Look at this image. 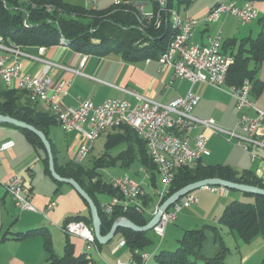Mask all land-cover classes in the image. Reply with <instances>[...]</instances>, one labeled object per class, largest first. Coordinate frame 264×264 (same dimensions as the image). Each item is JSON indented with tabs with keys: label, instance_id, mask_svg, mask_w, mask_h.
Returning a JSON list of instances; mask_svg holds the SVG:
<instances>
[{
	"label": "crops",
	"instance_id": "crops-1",
	"mask_svg": "<svg viewBox=\"0 0 264 264\" xmlns=\"http://www.w3.org/2000/svg\"><path fill=\"white\" fill-rule=\"evenodd\" d=\"M126 1L133 2L138 9L141 8L145 13L154 10V0ZM227 1L230 0H204L202 2L194 0L185 5L182 11L179 7L180 4L176 8L177 10L174 9L181 17L197 19L191 38L193 43L208 44L210 39L219 33L222 52L231 56L230 53L237 51L244 38H255L258 33L264 32V0H235L239 5L252 3L256 8V17L248 23H242L230 14H223L215 22L203 21V17L213 6ZM106 7L99 5V8ZM227 40H233V44L226 46ZM41 47L44 48L42 53L36 46L21 47L22 51L28 54V56H20L21 70L27 74L35 75L44 67V61L51 62L52 65L48 68L51 82L60 80L69 82L65 93L59 97L61 104L65 107H76L79 100L90 99L97 104L110 98L124 99L134 106L137 99L133 94L125 92L126 90L139 93L163 104L191 91L198 97V103L192 109L194 116L213 118L224 129L235 127L237 110L234 98L230 94L224 89L213 87L205 82L192 83L185 78L174 77L173 68L169 65L160 66L155 58L141 59L135 62L127 61L118 53L102 56L86 54L75 51L62 43ZM262 63L259 65L254 79L251 80L253 88L250 98L256 108L264 110V66ZM249 64L252 68L253 62L251 61ZM0 83H2L1 80ZM13 88L17 89L15 86ZM36 102L38 107L50 111L49 104L44 97L39 98ZM245 114L254 117L256 113L253 109H245ZM111 131L112 129H107L102 133L107 134ZM195 131L196 129H192L188 134L193 135ZM261 131L263 132L261 137L264 140V129ZM205 132L208 136L206 146L209 154L199 159L202 164H224L239 171L250 170L264 181V147L253 144L248 151L234 141H227L220 134L210 130H205ZM236 132L244 136L241 130L237 129ZM23 135L20 128L0 123V142L13 141L10 148L0 150V264H48V254L44 248L43 237L41 235L19 237L20 233L43 227L50 234L52 248L54 247L53 239L58 241L63 237L64 245L65 232L61 227L66 219L75 215L87 216L88 209L74 187L54 180L45 172L40 153ZM48 135L55 145L58 162L74 161L77 146L81 140L77 132L73 129L63 130L57 122L51 125ZM250 152L255 154L253 159L250 158ZM15 174L25 177L31 191V203L36 208L35 212L16 207L11 195L5 190L3 182ZM199 189L197 192L193 191V195L198 200L197 203L188 208H181L176 214L175 220L179 221L181 225L177 226L172 222L165 225L164 233L174 236L177 245L183 232L191 229L185 227L187 217L200 220L203 222L202 225L216 224L227 203L232 200L242 201L243 197H251L237 190H233L232 193L228 189L222 192L210 191L204 187ZM249 199L252 201L253 197ZM100 200L101 202L107 201ZM49 203H53L51 208H47ZM68 236L74 246L75 254L83 252L81 238ZM153 236L157 237L155 233ZM104 248L111 252L115 259L131 257L129 249L126 245L119 243L117 236L98 248V255L101 259H103L101 249ZM235 248L234 253L230 251L226 256L225 264H264V238L261 236H255L248 243L236 240ZM53 250L57 254L54 248ZM91 256L93 262L97 264L92 251Z\"/></svg>",
	"mask_w": 264,
	"mask_h": 264
},
{
	"label": "trees",
	"instance_id": "trees-1",
	"mask_svg": "<svg viewBox=\"0 0 264 264\" xmlns=\"http://www.w3.org/2000/svg\"><path fill=\"white\" fill-rule=\"evenodd\" d=\"M192 1L166 0L165 9L160 10L158 0H154L153 12L159 11L161 16V23L157 26L153 20L145 19L136 5L128 1L119 5L111 4L107 8L92 9L72 0H0V35L6 44L21 47H49L60 44L61 39H64L65 45L86 54L102 56L118 53L123 59L134 62L148 58L157 59L174 33L169 19V9H174L175 4L177 6L181 3L188 5ZM232 44L233 40L225 42L226 46ZM230 54L233 61L228 68L226 84L238 86L245 79L253 80L259 65L264 62V32L258 33L255 38H244L237 51ZM251 61L253 62L252 68L249 64ZM0 114L29 123L44 132L51 144L56 172L63 177L73 178L96 204L101 222L99 225L101 234L107 233L113 221L120 216L127 217L137 225H144L151 218V214L138 212L133 207L124 210L120 205H116L109 213L101 207L100 195H107L109 198L112 196L122 198L123 196L117 188L112 187L111 184L103 181L100 175L94 173L98 167L121 166L126 168L137 159L139 164L146 169L145 171L150 172L151 185H156V166L147 154L144 140L129 126L119 125L111 128L112 131L106 134L103 145L105 146L104 153L93 159L92 166L88 167L73 160L58 162L55 145L48 135L51 125L57 121L51 111L38 107L37 102L23 90L7 88L0 83ZM20 129L23 136L40 153L44 170L50 175L47 153L42 141L31 131ZM123 142L124 149L115 155L109 152V148ZM209 177H219L264 188L263 179L258 178L250 170L239 171L224 164L204 165L197 160L192 167H181L175 171L168 191L161 202L179 187ZM246 194L253 197V200L248 202L232 200L226 204L216 224L207 223L185 230L175 249L160 250L154 255L157 263L225 264L230 248L225 244L220 231L221 227H226L236 238L245 243L250 242L255 236L264 238V195ZM154 196L148 192L142 197L144 207L147 209L154 207L156 201ZM87 209V216H70L65 223L69 220H82L91 226L92 220L88 205ZM153 233V229L141 233V231L120 227L115 236H120L125 240L131 257L140 262V252L154 241ZM32 235L43 237L44 248L48 254V264L87 263L85 253L75 254L68 234L65 233L61 256L55 254L50 234L46 228L30 229L20 233L19 237ZM208 239L213 245L211 254L205 252V243ZM95 242L98 248L103 246L96 239ZM92 264H95L93 259Z\"/></svg>",
	"mask_w": 264,
	"mask_h": 264
},
{
	"label": "built area",
	"instance_id": "built-area-1",
	"mask_svg": "<svg viewBox=\"0 0 264 264\" xmlns=\"http://www.w3.org/2000/svg\"><path fill=\"white\" fill-rule=\"evenodd\" d=\"M126 0H112L113 5H119ZM160 10L165 9L166 0H158ZM86 6L92 9L99 8V0H88ZM49 9V7L47 8ZM140 13L148 21L153 20L155 25L161 23L160 12ZM223 14H230L242 23L250 22L257 15V10L252 3L239 5L235 0L220 2L212 7L203 17L205 22H215ZM169 19L174 30L173 35L163 52L157 58L159 65H169L173 68L174 77L185 78L194 83L205 82L213 87L224 89L235 101L237 120L233 129L221 128L213 118H200L192 114V109L198 103V97L191 91L180 96L169 103H160L156 100L143 96L131 90L137 103L131 106L124 99L110 98L100 103L90 99L79 100L76 107H65L61 104L59 97L64 94L69 85L68 81L60 80L51 82L48 68L52 65L44 61L45 65L38 74L31 75L22 69L20 56H28L23 52L21 46L6 44L0 35V80L7 88L17 87L28 96L37 101L43 98L49 104L50 111L63 130L73 129L81 140L74 161L82 163L93 148L94 141L107 129L119 126H129L146 146L147 154L156 166V177H159L162 188L156 192V201L152 209L144 207L142 197L148 193L146 185L151 186V174L141 166L143 171L139 179L132 178L128 174L111 178L109 184L122 194V198L112 196L106 202H101V207L106 212L120 205L124 210L133 207L138 212L154 214L162 198L166 195L174 173L181 167H192L202 156L209 154L206 146L208 136L205 130L222 135L227 141L240 145L245 150L255 144L264 147L261 137L264 129V110L254 106L250 93L253 85L249 79H245L240 85L226 84V75L229 65L233 59L221 50V36L214 35L208 44H198L191 41L193 30L197 19L192 17H181L175 9H169ZM64 39H61V43ZM43 47H39L40 53ZM84 59V58H83ZM245 109L255 110V116L245 114ZM196 129L193 135L188 132ZM244 133L240 135L236 130ZM13 145L12 140L0 142V150H6ZM255 154L250 152V158ZM138 173V172H137ZM139 174V173H138ZM5 190L11 195L13 203L21 210L36 211L31 203V191L24 176L12 175L3 182ZM204 188L210 191H227L222 186L207 185ZM190 192L175 201L163 212L159 222L153 227V232L163 237L164 228L168 222L176 218L181 208H188L197 203V198ZM49 203L47 208H51ZM62 231L68 235L81 238L83 253L86 254L87 263L92 264L91 251L98 252L92 226H88L82 220H69L62 227ZM116 237V236H115ZM119 238V243L125 245V240ZM141 261L129 257L127 259L117 258L113 264H147L150 255L145 251L140 252Z\"/></svg>",
	"mask_w": 264,
	"mask_h": 264
},
{
	"label": "water",
	"instance_id": "water-1",
	"mask_svg": "<svg viewBox=\"0 0 264 264\" xmlns=\"http://www.w3.org/2000/svg\"><path fill=\"white\" fill-rule=\"evenodd\" d=\"M0 122L8 123L18 128L27 129L32 133L36 134L40 138V140L44 145V148L46 149L47 158H48V170L50 172V175L56 181L64 182L72 186V188L74 187V190L80 195L82 200H84L87 203L90 211L89 213L91 214V220H92L91 226L94 237L97 240V242L102 245L109 243L114 238L117 229L120 227L129 228L134 231H141V233L142 231L153 229V227L159 222L163 212L166 211L175 201L179 200L181 197H183V195H186L190 192H193L207 185L222 186L228 190H232V191L237 190L243 193L264 195V188L262 187L244 184V183H237V182H233V180L232 181L225 180L219 177H209L206 179L204 178L188 183L181 188L179 187V189H177L169 196H167L159 204L154 214L146 223H144V225L142 224L137 225L127 217L120 216L116 218L115 221H113L107 233L101 234L100 226H99L101 222L96 204L94 203L93 199L89 196V194L82 187H80V184L78 182H76L73 178L63 177L56 172L54 166V157H53L52 149L50 148L51 144L48 138L46 137V135H44V132L37 129L36 127H34L29 123H25L24 121L17 120L16 118H13L8 115L0 114Z\"/></svg>",
	"mask_w": 264,
	"mask_h": 264
},
{
	"label": "rangeland",
	"instance_id": "rangeland-1",
	"mask_svg": "<svg viewBox=\"0 0 264 264\" xmlns=\"http://www.w3.org/2000/svg\"><path fill=\"white\" fill-rule=\"evenodd\" d=\"M73 2H78V3H83L86 5V1L88 0H72ZM194 1V0H193ZM192 1V2H193ZM204 0H197V2H202ZM191 2V3H192ZM112 4L111 0H99V5L100 6H107L109 7ZM184 3L180 4V8L181 11L185 8ZM106 7V8H107ZM177 8V4H175V9ZM177 10V9H176ZM262 65L264 66V62L262 63ZM106 140V133H102L95 141H94V145L93 148L91 149L90 153L88 154V156L86 157V159L83 160V164L91 167L92 163H93V159H96L97 157H99L102 153H104L105 151V143ZM125 148V144L123 143H119L116 146H112L111 148H109V152L112 155H115L118 151L122 150ZM250 151V150H249ZM139 174H138V173ZM97 175H100V177L102 178L103 181L105 182H109V180L111 178H115V177H119L123 174H128L129 176H131L132 178H136L139 179L140 176H142L143 171H141V165L139 164V161L137 159H135L134 161H132L130 163V165L128 167H121V166H114V167H98L96 168L95 172ZM156 185H151L148 186L146 185V189L149 193L151 194H155L156 192H158L161 188H162V183L159 177H156ZM200 189L195 190L196 192L199 191ZM232 193L233 191L230 190ZM109 196L107 195H100V199H105V200H109L108 199ZM251 197H243L244 202H248L250 201ZM178 214V213H177ZM194 218H190L187 217L186 220V228H195V227H200V225H202L203 222H201L200 220L197 222ZM172 223L174 225L180 226L181 224L179 223V221H172ZM197 223V224H195ZM152 232V231H151ZM152 234V233H151ZM221 234L223 236V239L225 241V244L230 248L231 253H234L235 248V244H236V240H239L238 238H236L231 232H229V230L226 227H221ZM180 237V236H179ZM63 237H61L58 241H56V239H53L52 241L54 242V249L57 251V254L61 255L63 253V241H62ZM116 239V238H115ZM114 239V240H115ZM153 242L149 245H147L144 248V251L146 253H148L150 255L149 259L147 260V264H159L157 263L156 259L154 258V254L159 252L160 250H168V249H175V247L177 246V241L174 238V236L165 234L163 235V237H154L153 236ZM205 252L208 254L213 253V245L210 241V239H208L205 243ZM100 253V252H99ZM101 253H102V257L103 259L109 263V264H113L115 262V256L111 253L108 252V250L101 249ZM92 254L94 255L97 264H105L106 262L100 258V256L98 255V252H96L95 250H92Z\"/></svg>",
	"mask_w": 264,
	"mask_h": 264
}]
</instances>
